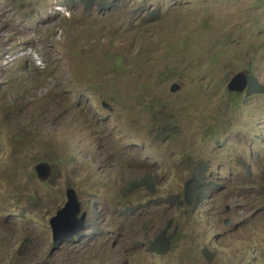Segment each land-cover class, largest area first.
Wrapping results in <instances>:
<instances>
[{
	"label": "rangeland",
	"instance_id": "374dc122",
	"mask_svg": "<svg viewBox=\"0 0 264 264\" xmlns=\"http://www.w3.org/2000/svg\"><path fill=\"white\" fill-rule=\"evenodd\" d=\"M96 1L0 0V264H264V93L228 88L246 70L264 87V0ZM197 161L213 179L199 208L178 179L158 194L125 186L142 167ZM70 186L99 213L85 207L56 243ZM224 197L254 251L217 252L203 224ZM158 236L174 240L165 254L149 249Z\"/></svg>",
	"mask_w": 264,
	"mask_h": 264
},
{
	"label": "clouds",
	"instance_id": "9594fccd",
	"mask_svg": "<svg viewBox=\"0 0 264 264\" xmlns=\"http://www.w3.org/2000/svg\"><path fill=\"white\" fill-rule=\"evenodd\" d=\"M14 55H19V51L17 50ZM179 69H180V67H179ZM184 73H185V71H182L180 69V77H182ZM241 74H246L247 78H248V84H247L246 88L241 92H248L247 89L249 87H252L255 84H261V83H259L257 78L254 76L253 70H246L244 73H241ZM251 77H254V82H252V84L250 85ZM233 79L230 81V83L233 81ZM230 83L228 84V88H229ZM175 85H177V84H175ZM178 87H179V85H178ZM170 90H171V88H170ZM177 90L175 92H178ZM236 92H239V91H236ZM181 95H182V93H179V97ZM53 115L60 117V115H57V114H53ZM253 141H258V139H255ZM41 163H47L53 167V165L48 161H39L37 165H39ZM196 163L201 165L203 168L194 167ZM196 163L194 162V164L192 166H188L185 164L181 165L179 162L172 163L169 165L168 174L164 173L160 167L145 166V167L138 169L139 175L135 181L125 180L126 181L125 186L129 189H134L137 187H144V188L148 189L150 191V193L158 194L163 189H166L167 188L166 183L169 180H171L172 178H174V179H178V183H176V185H179L181 187L182 194H183V189H184L187 181L185 183L182 182V180H181V173L182 172H185L186 174H188V179H192L195 181H205V187L210 186L213 183V179L206 176L207 169L204 167L203 164H201V162L197 161ZM249 168H250V170H252V173H254L255 176L258 175V170L254 169L252 164H250L248 166L247 174H248ZM36 172H37V170H36ZM247 174H246V177H247ZM246 182H249V181L247 180ZM224 183H226V182L219 181L218 185L223 186ZM257 183H259V182H257ZM70 187H73V186H70ZM73 188H75V187H73ZM225 189H227V187H225ZM76 192H77V190H76ZM77 195H78V198L80 199V201L82 203L81 213L86 212V220L88 217V210L85 209V207L92 205V207L90 206L91 211L93 212V210L95 209L96 210V211L94 210L95 213L96 214L99 213V209L97 207L99 205L98 200L94 201L93 203H89V200L87 198L88 197L87 194H85L83 196H81V195L79 196V194L77 192ZM92 195H96L97 197H99V193H94ZM211 195H212V192H211ZM204 198H205V194H204ZM245 198H246V200L251 199L249 195H246ZM235 199H237V196H235ZM182 200L185 201V204L187 206H189V204L186 202V199L184 198V196H183ZM202 200L199 202L198 205H196V206L190 205V206L194 207V208H199L202 205ZM222 204H223V207L226 209V213L222 214L221 217L217 216L216 214H212V215L205 218V222L203 224V226L205 228L209 229V233L211 234L210 238L218 246L217 252H220V250L223 249L222 252L227 253L228 254L227 257H232V256L236 255V252L239 249L245 248L248 251H254L255 247H257L259 242H260V239H259L260 237H259L258 233L254 232L252 230L242 228V227H237L236 221L238 222V217L233 213V211L235 209L234 204L231 207L228 206L227 205L228 203L226 201V197H224L222 199ZM213 207H214V203H213ZM221 218L224 220H222ZM215 220L220 222L225 229L231 231V233H229L227 235L228 237H226L223 233H220L219 236H215L216 232H215L214 227H212V223ZM85 223H86V221H85ZM262 224H264V221H262ZM260 229L264 230L263 227H261ZM74 237L75 236L64 238L63 240L58 241L56 243H60L64 240L71 239ZM241 238H244V239L241 240ZM223 240H225L226 243H224ZM226 244L227 245L229 244L230 246H232V248L230 249ZM172 246L173 245H171L170 247L172 248ZM215 253L216 252L208 251L206 246L203 248V254L208 259H212V255H214ZM260 253H261V251H257L254 254V256L251 257L250 259H261Z\"/></svg>",
	"mask_w": 264,
	"mask_h": 264
},
{
	"label": "water",
	"instance_id": "95a60500",
	"mask_svg": "<svg viewBox=\"0 0 264 264\" xmlns=\"http://www.w3.org/2000/svg\"><path fill=\"white\" fill-rule=\"evenodd\" d=\"M247 84V75L239 74L234 77L229 88L241 92L246 88ZM178 88V85L173 84L171 86V91L175 92ZM36 170L39 178L41 180H46L51 174L52 166L47 163H41L36 166ZM65 195L66 200L64 205L58 209L56 214L50 219L55 242L77 235L86 221V212L81 213L82 203L78 198L75 188L68 187Z\"/></svg>",
	"mask_w": 264,
	"mask_h": 264
},
{
	"label": "trees",
	"instance_id": "16d2710c",
	"mask_svg": "<svg viewBox=\"0 0 264 264\" xmlns=\"http://www.w3.org/2000/svg\"><path fill=\"white\" fill-rule=\"evenodd\" d=\"M82 1H86L89 4L97 3L96 0H82ZM102 4L105 6H108V4H104V3ZM252 82H254V77H251L250 85L252 84ZM247 91L249 93H263L264 87L262 84H255L252 87H249ZM46 159L47 158H45V160ZM36 160L38 162L39 160H41V158H37ZM206 164H204V166H206ZM194 167L203 168L201 165L197 163L195 164ZM262 178H263L262 176H258V175L255 176L254 173H252V170H250L249 168V171L247 174V179L249 182H259L260 183V180ZM204 188H205V181H195L192 179H188L183 189V196L186 199V202L191 206L198 205L199 202L204 198ZM173 242H174L173 238L168 240L161 236H158L154 242L149 243V249L152 251H155L157 254H165L171 249L170 246L173 245Z\"/></svg>",
	"mask_w": 264,
	"mask_h": 264
}]
</instances>
